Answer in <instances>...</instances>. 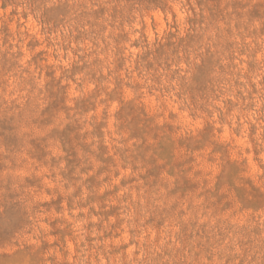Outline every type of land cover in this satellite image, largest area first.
Segmentation results:
<instances>
[{"label": "rangeland", "instance_id": "1", "mask_svg": "<svg viewBox=\"0 0 264 264\" xmlns=\"http://www.w3.org/2000/svg\"><path fill=\"white\" fill-rule=\"evenodd\" d=\"M0 264H264V0H0Z\"/></svg>", "mask_w": 264, "mask_h": 264}]
</instances>
